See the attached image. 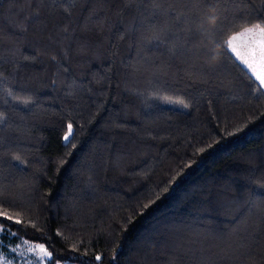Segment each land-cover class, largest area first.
Segmentation results:
<instances>
[{"label":"trees","instance_id":"1","mask_svg":"<svg viewBox=\"0 0 264 264\" xmlns=\"http://www.w3.org/2000/svg\"><path fill=\"white\" fill-rule=\"evenodd\" d=\"M258 23L264 0H0V241L264 264V91L226 47Z\"/></svg>","mask_w":264,"mask_h":264},{"label":"snow or ice","instance_id":"2","mask_svg":"<svg viewBox=\"0 0 264 264\" xmlns=\"http://www.w3.org/2000/svg\"><path fill=\"white\" fill-rule=\"evenodd\" d=\"M211 19L214 20L215 17ZM226 47L251 73L249 78H255L253 82H258L257 87L264 88V24H254L252 27H245L242 31L231 35L226 41ZM71 136L72 125L69 124L64 140L69 142ZM0 216L9 220L13 219L7 210L2 208H0ZM14 222L21 223L18 219ZM3 227L6 226L0 224V229ZM37 249L43 257H50L51 254L44 245H37ZM96 259L100 260L101 257L97 256Z\"/></svg>","mask_w":264,"mask_h":264},{"label":"rangeland","instance_id":"3","mask_svg":"<svg viewBox=\"0 0 264 264\" xmlns=\"http://www.w3.org/2000/svg\"><path fill=\"white\" fill-rule=\"evenodd\" d=\"M233 56L241 64V62L235 57V55ZM241 65L246 69V67L243 64ZM262 90L264 91V88H262ZM25 241L26 240H20L18 243L14 245L3 244L0 241V264H43L45 260L49 259V257H43L42 254L38 251L37 245H41V244L30 241H27V243H25ZM56 264H74V263L58 262Z\"/></svg>","mask_w":264,"mask_h":264}]
</instances>
